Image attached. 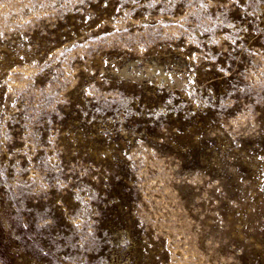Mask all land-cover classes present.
Listing matches in <instances>:
<instances>
[{"label": "rangeland", "instance_id": "374dc122", "mask_svg": "<svg viewBox=\"0 0 264 264\" xmlns=\"http://www.w3.org/2000/svg\"><path fill=\"white\" fill-rule=\"evenodd\" d=\"M0 264H264V0H0Z\"/></svg>", "mask_w": 264, "mask_h": 264}]
</instances>
